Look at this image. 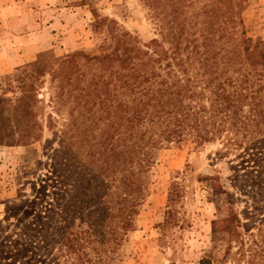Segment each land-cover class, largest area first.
<instances>
[{
	"label": "trees",
	"instance_id": "trees-1",
	"mask_svg": "<svg viewBox=\"0 0 264 264\" xmlns=\"http://www.w3.org/2000/svg\"><path fill=\"white\" fill-rule=\"evenodd\" d=\"M144 2L161 39L142 43L116 21L95 16L99 54L84 55L97 71L87 76L76 68L79 52L58 59L45 52L30 63L36 73L60 75L50 102L56 110L68 105L69 117L55 131L53 165L69 172L52 191L35 195V213L13 235L0 222V260L17 251L22 258L13 264H113L135 229L155 151L216 142L215 154L240 162L229 179L232 192L219 174L198 178L230 206L198 264H264V42L242 30L244 0H208L198 8L197 0ZM22 72L20 94L0 95V145H27L46 124L55 126L51 114L46 124L38 116L43 101L29 70ZM186 191L171 180L162 225L181 219L177 204Z\"/></svg>",
	"mask_w": 264,
	"mask_h": 264
},
{
	"label": "rangeland",
	"instance_id": "rangeland-1",
	"mask_svg": "<svg viewBox=\"0 0 264 264\" xmlns=\"http://www.w3.org/2000/svg\"><path fill=\"white\" fill-rule=\"evenodd\" d=\"M205 1L197 0L195 7ZM95 16L116 21L142 43L162 38L160 23L144 0H0V95L17 97L21 83L16 76L24 74L23 68L29 70L28 80L35 82V91L43 101L42 107H37L38 116L46 124L51 114L55 124L51 129L46 124L42 135L27 145H0V222L8 226V235L35 213V195L52 191L57 179L69 172L53 165L59 143L56 132L69 117L68 105L56 110L50 102L60 75L52 78L51 71L41 75L30 63L45 52L56 59L79 52L75 54L76 68L87 76L97 71V62L84 55L99 54L103 36L92 31ZM241 19L246 35L264 42V0H244ZM240 31L241 27L235 30V43ZM218 147L216 142H207L194 148L186 142L155 151L145 175L146 196L135 229L125 236L113 264L199 263L211 245V228L224 224L230 206L225 194L213 196L207 182L198 178L207 172L219 174L225 189L232 192L229 179L240 162L234 155L222 158L215 154ZM171 180L182 181L187 191L177 204L181 219L162 225ZM22 254L4 253L0 264L16 263Z\"/></svg>",
	"mask_w": 264,
	"mask_h": 264
}]
</instances>
